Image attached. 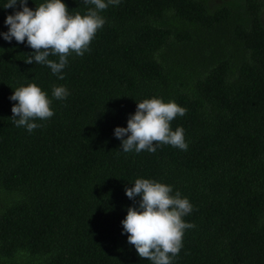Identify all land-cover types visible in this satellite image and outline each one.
Here are the masks:
<instances>
[{
  "label": "trees",
  "instance_id": "obj_1",
  "mask_svg": "<svg viewBox=\"0 0 264 264\" xmlns=\"http://www.w3.org/2000/svg\"><path fill=\"white\" fill-rule=\"evenodd\" d=\"M62 2L72 15L94 8ZM6 3L0 33L22 10ZM100 15L106 23L83 56H68L63 80L24 62L27 40L0 35V264H152L121 223L139 206L125 189L140 178L193 206L172 264H264V0H120ZM33 83L54 115L29 133L10 97ZM153 97L187 109L171 122L186 151H122L115 128Z\"/></svg>",
  "mask_w": 264,
  "mask_h": 264
},
{
  "label": "clouds",
  "instance_id": "obj_2",
  "mask_svg": "<svg viewBox=\"0 0 264 264\" xmlns=\"http://www.w3.org/2000/svg\"><path fill=\"white\" fill-rule=\"evenodd\" d=\"M28 0H7L4 8L22 10L8 15L5 24L6 33H0L3 39L18 43L27 40L34 54L24 62L47 65L60 80L68 63V56L75 53L83 56L89 45L106 23L100 12L110 5H118L120 0H84L94 5L87 14L74 15L62 0H47L35 10L27 6ZM58 56L59 60L49 59ZM69 95L63 86L53 88L52 96L63 100ZM10 100L16 101L11 111L12 119L17 127H24L29 133L42 125L34 121L47 120L54 115L52 100L36 84L17 88ZM187 109L174 101L165 103L162 98L153 97L137 103L134 115L127 121V127H116L114 135L122 140V151L136 153L148 151L155 153L154 145L167 144L186 151L184 129L177 127L174 131L171 122L177 116H184ZM127 136L126 139L124 137ZM133 187L126 188L129 199L141 197L139 206L129 207L126 218L121 222L124 232L128 234V243L135 246L139 257L150 260L152 264H172L183 247V236L186 229L194 228L192 223L183 219L193 210L187 198H181L180 192L172 195V187L150 179H136Z\"/></svg>",
  "mask_w": 264,
  "mask_h": 264
}]
</instances>
